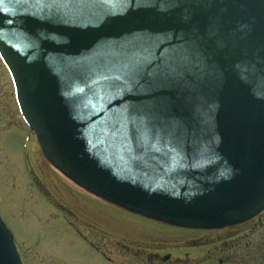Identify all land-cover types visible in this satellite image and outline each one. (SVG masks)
Wrapping results in <instances>:
<instances>
[{"label": "water", "instance_id": "95a60500", "mask_svg": "<svg viewBox=\"0 0 264 264\" xmlns=\"http://www.w3.org/2000/svg\"><path fill=\"white\" fill-rule=\"evenodd\" d=\"M0 56L92 194L186 228L264 209V0H0ZM0 264H22L1 217Z\"/></svg>", "mask_w": 264, "mask_h": 264}, {"label": "rangeland", "instance_id": "374dc122", "mask_svg": "<svg viewBox=\"0 0 264 264\" xmlns=\"http://www.w3.org/2000/svg\"><path fill=\"white\" fill-rule=\"evenodd\" d=\"M29 147L32 167L41 177L45 176L43 182L53 193L54 205L42 198L31 183L25 167V151ZM42 160L36 137L32 138L24 125L11 78L0 59V215L15 236L23 264H139L141 260L117 245L115 239L119 237L123 242L137 239L155 248H169L175 257L184 258L188 253L194 264L193 259L204 258L205 252H216L223 237H232L229 229L200 231L147 221L94 197L54 169H50L51 177L42 174ZM238 236L232 237L235 241L225 238L224 249L232 244L244 245L248 236ZM190 239L194 241L188 243L186 240ZM182 245L185 247L180 250L178 246ZM242 249L235 258L247 262L249 257ZM224 257L229 259L233 254Z\"/></svg>", "mask_w": 264, "mask_h": 264}, {"label": "flooded vegetation", "instance_id": "af4514ba", "mask_svg": "<svg viewBox=\"0 0 264 264\" xmlns=\"http://www.w3.org/2000/svg\"><path fill=\"white\" fill-rule=\"evenodd\" d=\"M31 144V143H30ZM34 147V146H33ZM29 148L25 151L26 153V158H25V167L27 169L28 175L31 178V183L33 184L34 188H36L40 194H42V198H44L46 201L54 205V201H52V195L51 191L46 187V185L43 182V178L45 177L42 175V177L38 174V172L32 167V163L30 162V153H29ZM35 149V147L33 148ZM41 155H42V174L43 172L46 173L45 175L48 177L52 176V172H50V169H54L55 171L59 172L56 170L45 158L43 155L41 149H40ZM60 173V172H59ZM62 175V174H61ZM54 177H56L55 173L53 174ZM62 209H65L62 206ZM66 210V209H65ZM130 213V212H129ZM134 214V213H131ZM73 217L76 219L78 218L77 215L71 214ZM140 218L146 219L147 221H151L154 223H159L147 218H144L140 215L134 214ZM162 224V223H161ZM249 224V225H248ZM165 225V224H163ZM248 225L247 227H245ZM88 228L94 230L92 226L86 225ZM169 226V225H166ZM172 227V226H170ZM96 229V228H95ZM223 229H229L228 234H230L232 237L238 236L239 239L243 238L245 235L248 236L247 240L245 241L244 245L242 244H232L231 247L227 248L226 250L224 249L225 247V238L223 237V241L218 243V246L221 244L220 248L214 252L213 254L205 252L204 253V258L203 256L199 260H195L194 264H264V211L261 212L259 215L256 217H253L249 221L242 223L240 225H236L233 227H227ZM223 229H213V230H200V231H215V230H223ZM95 232V230L93 231ZM103 232H106L103 230ZM243 233V234H241ZM241 234V235H240ZM224 236V235H221ZM232 237H227L226 241L228 239H232V241H235V238ZM119 240L115 239V242L117 245H120L125 249V252L128 255H132L134 259H139V264H191L190 262L192 259L188 257V253H186L185 257L182 258L180 256L175 257L174 256V250L171 252L169 251V248H165L163 250L162 248H155L151 245H145L142 243L143 240H137L133 239L130 242H123L120 239H123L121 237L118 238ZM196 239V238H195ZM194 241V239L186 240L188 243L191 241ZM215 245L217 243L213 242ZM204 244H208V242H205ZM92 247L97 249L98 253H101L102 256H106L107 254L105 252H100L98 247H95L93 243H90ZM185 245V244H184ZM184 245L178 246V248L185 247ZM240 248H243L241 251H246L249 259L246 262L243 259H236V255H239V250ZM148 249H151L148 253L146 251ZM163 251L164 253L161 254L160 251ZM177 252V250H176ZM226 254H233L232 258H225L224 255ZM141 256V258H139ZM166 256L168 258H166ZM107 257V256H106ZM203 258V259H202ZM137 261V260H136Z\"/></svg>", "mask_w": 264, "mask_h": 264}, {"label": "bare ground", "instance_id": "6f19581e", "mask_svg": "<svg viewBox=\"0 0 264 264\" xmlns=\"http://www.w3.org/2000/svg\"><path fill=\"white\" fill-rule=\"evenodd\" d=\"M34 148V147H33Z\"/></svg>", "mask_w": 264, "mask_h": 264}]
</instances>
